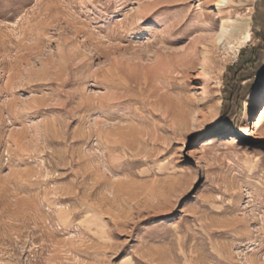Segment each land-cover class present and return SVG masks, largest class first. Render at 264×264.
Segmentation results:
<instances>
[{"label":"rangeland","instance_id":"rangeland-1","mask_svg":"<svg viewBox=\"0 0 264 264\" xmlns=\"http://www.w3.org/2000/svg\"><path fill=\"white\" fill-rule=\"evenodd\" d=\"M211 5L0 0V264H264V0L224 8L253 40L203 100Z\"/></svg>","mask_w":264,"mask_h":264},{"label":"bare ground","instance_id":"bare-ground-1","mask_svg":"<svg viewBox=\"0 0 264 264\" xmlns=\"http://www.w3.org/2000/svg\"><path fill=\"white\" fill-rule=\"evenodd\" d=\"M210 1L212 4L211 6L214 8L213 10L216 11L217 19L215 22L211 23V25L206 29V33L200 36L195 42L193 41L194 42L193 45L191 46V48L189 47L191 50V53L189 55L191 58L190 62L194 65L196 62H198L199 68L202 72L201 74L203 75L202 80L199 83L200 86L197 88L199 90H202L203 100L210 94V90L212 89L210 78H208V75L210 74V70H211V65L209 61H211V58L213 57L216 49H218L223 44L230 45L232 44V42L236 41L238 42V46L237 47L231 46V47L234 51L235 58H237L238 54L240 53V50L243 47H245L248 44V42L253 40L252 39L253 33L251 30L252 28L251 15L248 16V18L243 19L242 21L235 20L236 21L235 22L232 20L231 17H228L227 15L224 14V8L231 3V0H210ZM250 1L251 0H247L248 3ZM207 14L209 15V13ZM210 15H212V13ZM216 91L219 90H215L214 93H216ZM188 97L193 98L195 96L191 94ZM257 100L258 99L255 97L251 101L253 104L252 109L258 107V109L256 110V115L252 124V128L255 131L256 140L260 141L264 137L263 135L264 100L261 101L259 104ZM219 103L220 104L222 103V99H220V102H217L214 105L216 109ZM223 139L224 136L221 134L208 136L207 138L202 140L200 147L205 148L208 146L215 145L216 143H218Z\"/></svg>","mask_w":264,"mask_h":264},{"label":"trees","instance_id":"trees-1","mask_svg":"<svg viewBox=\"0 0 264 264\" xmlns=\"http://www.w3.org/2000/svg\"><path fill=\"white\" fill-rule=\"evenodd\" d=\"M243 52V51H242ZM235 81L237 79H234ZM240 86V84H238ZM238 88V87H236ZM240 91H242L240 89ZM236 92L235 89H231L229 96L224 100V107L226 112L221 115V118L219 119V124L220 126L223 125L224 121L231 116L232 112L234 111V105H232V102H234L237 106L240 105V96L238 95L237 98L234 100L236 97ZM238 112H240V108L237 107Z\"/></svg>","mask_w":264,"mask_h":264},{"label":"water","instance_id":"water-1","mask_svg":"<svg viewBox=\"0 0 264 264\" xmlns=\"http://www.w3.org/2000/svg\"><path fill=\"white\" fill-rule=\"evenodd\" d=\"M256 113H254V115H255Z\"/></svg>","mask_w":264,"mask_h":264}]
</instances>
